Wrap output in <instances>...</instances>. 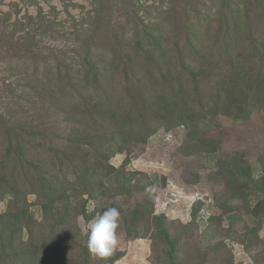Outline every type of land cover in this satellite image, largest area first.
Instances as JSON below:
<instances>
[{
  "label": "rangeland",
  "instance_id": "rangeland-1",
  "mask_svg": "<svg viewBox=\"0 0 264 264\" xmlns=\"http://www.w3.org/2000/svg\"><path fill=\"white\" fill-rule=\"evenodd\" d=\"M169 1L0 0V152L8 129L26 119L46 124L49 133L56 135V150L31 154L39 159L58 158L65 164L68 162L63 155L74 145H87L100 133L105 149L123 145L124 149L110 156L108 162L124 168L131 178L122 195L107 201L121 204L127 221L135 208L138 211L136 225L119 219L117 243L108 256L100 258L87 246L88 222L102 214L96 210L95 199L88 195L78 198L86 201L85 214L77 207V198L70 199L72 207L66 209V203L58 202L56 209L47 213L42 209L44 199L37 198L35 192L28 193V189L27 200L19 197L12 204L9 197L0 196V264H264V105L259 103L264 100V88L252 86L253 78L264 72V24L253 8L250 14L256 33L252 38L242 35L228 41L241 48L227 55L217 52L213 58L207 50H200V60L203 56L208 64L199 79L204 83L201 98H196L191 82L177 98H163L164 78L157 81L158 67L154 64L160 50L148 46H143V51L138 49L137 38H144L146 33L161 35L160 44L167 47L172 35L169 22L175 20L176 36L183 46L187 31L194 30L201 14L212 29L218 23L214 14L217 7L210 0H190L189 4L180 0L176 10ZM185 20L195 24L185 25ZM92 33L106 45L93 53L90 62L109 66L106 87L112 112L100 115L93 108L86 112L84 107L63 112L62 100L49 97L43 101V94L26 88L36 85L32 76L35 69L51 66L58 57L65 55L62 62L66 66L80 68L85 57L81 47ZM213 35L210 29L206 37ZM208 41H203L204 47ZM133 52L137 65H145L134 68L138 81L129 87L131 68L125 77L114 66L121 63L125 53ZM35 54L43 61L32 60ZM192 58L199 61L196 56ZM222 76H226L228 86L221 90L219 101L213 96L219 92L214 83ZM144 102L154 103V112L147 114ZM191 103L196 106L194 113L188 112ZM238 107L244 109L239 111ZM217 108L218 115H214ZM143 117L147 129L140 122ZM179 127L184 129L181 144L174 142L167 150L160 134ZM148 130L152 134L145 142ZM73 154L78 157L75 163L88 160L80 158L76 149ZM161 162L164 166L159 168ZM170 181L210 188L215 205L208 225L202 226L197 217L192 222L193 213L183 218L157 210L158 194ZM138 184L143 189L133 190ZM163 213L164 231L176 242L173 256L156 225L155 216ZM235 241L245 250L244 259L233 251Z\"/></svg>",
  "mask_w": 264,
  "mask_h": 264
},
{
  "label": "trees",
  "instance_id": "trees-1",
  "mask_svg": "<svg viewBox=\"0 0 264 264\" xmlns=\"http://www.w3.org/2000/svg\"><path fill=\"white\" fill-rule=\"evenodd\" d=\"M177 1L180 0L169 1L172 8H174L173 10L177 8ZM189 1L190 0L187 1L188 4ZM210 2L213 3V6L217 7L214 13L218 17L217 26L215 29H212V25L209 22H203L204 16L202 14L199 17L197 15L200 20L193 27L194 30L187 31L188 33L183 39V46L180 44L182 40L176 36L177 24L175 20L169 22V30H171L170 34L172 35L167 47L160 44L162 41L161 35L156 37L151 33H146L144 38H137L135 41L138 49L143 51L146 50L144 48L148 46L150 49L154 48L160 50V57L163 56V60H160L159 57L154 62L156 67H158V74L156 75L157 81H159L161 76L164 78L165 84L161 88L160 93L163 98H177L183 92L184 86L186 84L189 86L190 82L195 90L194 94L196 98H201L204 90V83L199 79L203 76L202 72L205 71L204 68L206 67L204 66L208 64L203 56L202 60H200V50H207V55L213 58L217 52L222 53V55H227L230 51H236L241 48L239 47L240 45H233L228 41L231 40V38H237L238 40L242 35L247 37V39L252 38L256 33L253 27L255 20H253V16L251 18L250 14L253 8L257 10L256 16L260 18V23L264 24V0H210ZM184 24L194 25L195 23H190V21L185 20ZM210 29L213 30L214 35L212 37H206V35L210 33ZM81 34H83V32L78 35L80 36ZM200 35H204L205 37ZM100 36L102 37V35ZM206 39L209 41L208 45L204 47L203 41ZM102 41L103 40L94 33L90 36L87 35L85 37V43H83L81 47L85 52V57L82 56L83 59L80 63V68L69 65L66 66L65 63L62 62V60L65 59V55L62 58L60 57L61 59L58 57L51 66H49V63L46 67L35 69L32 76L36 79V85L26 88H30L34 91V94H43V101L47 100L49 97L62 100V104L65 106L63 112L80 109L82 107H84L86 112L91 111L93 108L100 115H106L108 112H112V109L108 108L112 106V104L110 99L108 100L109 90L107 91L106 87L107 69L109 66H106V63L96 64L93 63V61L92 63L90 62V58L94 56L93 53L106 46ZM134 53L136 52L132 54L125 53V55L122 56L123 59L121 63L114 66L116 68L118 67L120 71L124 73L125 77H128L131 68V75L133 78H128L127 80V85L129 87L134 84V80L138 81L137 76L134 74L136 73L134 68L138 67L140 69V67L145 65L144 63H142L144 64L143 66H141L142 64L137 65L132 57ZM146 55L149 56L147 52ZM33 56L34 57H31L32 60L37 58L35 61H43L39 55L35 54ZM192 56L199 58V61L195 62ZM259 72L260 73L253 78L252 86L264 88V72ZM220 80L214 83L217 87L214 89L219 90V92L213 95L219 101L221 100L220 98L223 97L221 96V90H223L224 86H228L226 76H222ZM49 82H52L54 85L53 88L50 87ZM91 87L93 92L91 91L88 93L89 90L87 89H91ZM55 92L59 94L57 95ZM19 99L23 100L21 97H19ZM184 103H187L186 99ZM259 103L260 106H263L264 100H260ZM144 105L145 107L143 110L147 112V114L154 112L152 109L154 103L144 102ZM195 107L194 104H189L188 112L194 113ZM199 107L200 109L204 108L202 103ZM34 109L36 110L37 107ZM243 109L238 107L239 111ZM217 110L218 108L214 111V115H218ZM37 111L41 113L43 108L39 107ZM248 115H250V113H248ZM140 122L144 129L148 128L144 117L141 118ZM45 125L46 124L37 123L32 119H26L17 126L15 124V127L8 129L9 131L6 132L8 138L7 141L5 140L2 151L0 152V196L9 197V202L12 204L16 202L19 197L27 200L28 189V193L35 192L37 198L41 200L44 199L42 202V209L46 210L47 213L54 210V204L58 202L66 203V209H68L72 207L70 199L77 198V207L80 206L82 212L85 214L86 201L83 198H80V200L78 198L83 195H88V198H93L97 201L96 210L103 213L108 207H116L120 211V218H122L124 224L130 223L136 225L138 219V211L136 208L134 209L131 220L127 221L125 215L122 213L124 209H121V204H118L117 201L113 203H108L109 201H107V199L113 200L117 196L122 195L123 191L127 190V188L123 187H129L131 183V178L127 176L128 174L124 171V168L115 167L108 162L110 156L124 149L123 145H120L118 148L110 149V147H108L105 149L106 144L103 142L100 133H96L87 145H74V147L70 149L71 151L69 150L68 154L63 155V157L67 159V164L54 157L52 159H39V157H34L31 152L43 150L47 153L56 150V144L53 143V139L56 135L54 133H49V128L47 129ZM164 125L167 124L165 123ZM141 131L142 129L140 127L139 134H141ZM150 134H152V132L150 133V130H148L144 135L143 140L145 142L150 140ZM111 136L114 137L113 134ZM95 138L96 141H94ZM68 140L69 143L72 142L70 138ZM75 149L81 153L80 158L85 157V159L88 160H85L82 164L81 162L75 163L74 160L78 158L73 154V150ZM105 152H108V154H104ZM59 153L61 152L59 151ZM91 155L92 157H90ZM57 157H59V155ZM67 165L69 167H66ZM11 181H14V183L10 186L9 184H11ZM133 187H135L133 190L136 191L143 189V186L139 184ZM116 188H122L123 190L118 192ZM136 188H138V190ZM47 196L49 199L45 200ZM200 205L201 203L198 202L193 207L192 222H196L197 211ZM26 207L25 205V208ZM155 218L159 232L165 236V239L172 248L170 255L173 256L176 242L171 241L168 234L164 231L165 214L156 215ZM118 257H120V255L114 257L110 262L118 259Z\"/></svg>",
  "mask_w": 264,
  "mask_h": 264
},
{
  "label": "built area",
  "instance_id": "built-area-1",
  "mask_svg": "<svg viewBox=\"0 0 264 264\" xmlns=\"http://www.w3.org/2000/svg\"><path fill=\"white\" fill-rule=\"evenodd\" d=\"M183 136L184 129L179 127L162 132L159 137L162 139L161 143L164 142V147L168 146L167 150H170L174 142L178 145L181 144ZM163 166L164 162L159 163V168ZM198 202L201 205L197 211V220L202 226H206L209 223L215 205L213 193L207 186H188L170 181L168 186L158 194L156 208L161 212L185 211L190 215L193 212L194 205Z\"/></svg>",
  "mask_w": 264,
  "mask_h": 264
},
{
  "label": "clouds",
  "instance_id": "clouds-1",
  "mask_svg": "<svg viewBox=\"0 0 264 264\" xmlns=\"http://www.w3.org/2000/svg\"><path fill=\"white\" fill-rule=\"evenodd\" d=\"M120 215L118 208L108 207L88 222L87 246L93 256L103 258L113 251Z\"/></svg>",
  "mask_w": 264,
  "mask_h": 264
},
{
  "label": "crops",
  "instance_id": "crops-1",
  "mask_svg": "<svg viewBox=\"0 0 264 264\" xmlns=\"http://www.w3.org/2000/svg\"><path fill=\"white\" fill-rule=\"evenodd\" d=\"M175 213V215L177 216H181V217H188V214L185 212V211H176V212H174ZM236 246H235V250H233L234 252L236 251V253H237V257H239L240 256V258H242L243 257V259H244V257L246 256V253H245V250L244 249H242V246L238 243V242H236L235 241V243H234Z\"/></svg>",
  "mask_w": 264,
  "mask_h": 264
}]
</instances>
